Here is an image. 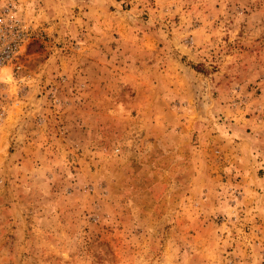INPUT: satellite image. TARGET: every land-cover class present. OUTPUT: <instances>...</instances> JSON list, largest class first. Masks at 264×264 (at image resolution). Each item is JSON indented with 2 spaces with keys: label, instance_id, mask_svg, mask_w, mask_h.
Instances as JSON below:
<instances>
[{
  "label": "rangeland",
  "instance_id": "1",
  "mask_svg": "<svg viewBox=\"0 0 264 264\" xmlns=\"http://www.w3.org/2000/svg\"><path fill=\"white\" fill-rule=\"evenodd\" d=\"M0 15V264H264V0Z\"/></svg>",
  "mask_w": 264,
  "mask_h": 264
},
{
  "label": "built area",
  "instance_id": "2",
  "mask_svg": "<svg viewBox=\"0 0 264 264\" xmlns=\"http://www.w3.org/2000/svg\"><path fill=\"white\" fill-rule=\"evenodd\" d=\"M17 25L4 15H0V71L13 65L19 52V31Z\"/></svg>",
  "mask_w": 264,
  "mask_h": 264
}]
</instances>
